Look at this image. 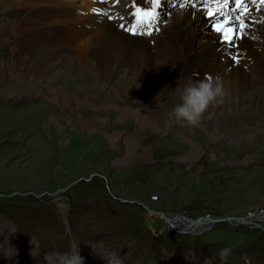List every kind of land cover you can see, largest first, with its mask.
<instances>
[{
	"label": "rangeland",
	"instance_id": "obj_1",
	"mask_svg": "<svg viewBox=\"0 0 264 264\" xmlns=\"http://www.w3.org/2000/svg\"><path fill=\"white\" fill-rule=\"evenodd\" d=\"M10 1L0 0V242L19 247L9 250L10 260L46 264L45 253L75 248L85 264H107L99 254L113 251L124 264H222L220 250L231 247L226 264H264V129H257L264 124V96L258 94L264 87L242 98L240 108L250 106L248 112L226 114L234 100L210 107L198 127L171 115L164 132L151 123L135 147H148L152 155L130 161L125 142L112 138L116 131L138 132L134 116L117 119L89 106L86 116L99 119L85 129L71 123L74 111L65 114L38 95L39 87L28 90L29 80L42 81L41 73L35 77L23 64L32 50L16 45L12 29L28 14L5 5ZM212 23L203 32L210 33ZM42 32L36 35L44 38ZM50 43L42 51L55 61L42 59L49 71L41 87L51 90L59 82L79 96L82 81L71 69L62 75L57 45ZM237 53L234 46L219 57ZM112 68L114 79L122 76L124 67ZM197 72L196 78L208 77ZM99 84L95 90L113 94ZM239 111L249 117L243 133L236 126L229 136L219 133L217 127L225 128L224 120ZM202 220L206 225L197 226Z\"/></svg>",
	"mask_w": 264,
	"mask_h": 264
},
{
	"label": "bare ground",
	"instance_id": "obj_2",
	"mask_svg": "<svg viewBox=\"0 0 264 264\" xmlns=\"http://www.w3.org/2000/svg\"><path fill=\"white\" fill-rule=\"evenodd\" d=\"M11 1L5 5L15 10L24 9L27 11L25 14H28L23 20L13 21V35L17 36L14 42L19 47L30 45L32 51L26 57L28 61H23V64L31 66L35 77L41 73L42 78L40 83L35 79L29 80L28 90L39 87L38 95L61 106L65 114L74 111L71 115V123L82 124L85 129L93 130L92 127H95V122L99 119L97 115L90 119L86 116L89 106L95 107L96 109L93 108L95 111L104 110L107 114L112 111L117 119L129 114L134 116V127L139 131L125 132V134L116 131L115 137L112 138L114 141L117 139L125 142L126 158L130 161L149 160L151 150L143 147L140 151L135 144L139 142L141 135L147 133V127L151 123H155L163 132L167 130L168 116L179 102L174 89L175 81L180 77L181 83L185 79H191L189 74L198 73L197 71L213 78L219 77L226 92L223 103L236 100V106L226 110V114H233L235 109L248 112L250 106L245 105L240 108L242 98L256 87L261 85L264 87V3H259L252 9L251 14L240 19L238 25L243 22V26L240 27V39L235 45L239 52L235 57L240 59L234 62L233 56L219 57L220 54L224 55L234 47H230L225 41L220 42L214 28L210 33L203 32L209 28L211 22L215 21L214 18L211 21V17L206 16L203 10L187 7L184 10L171 12L167 17L163 15L164 20L160 24L159 32L150 38H145L131 35L125 28H120L122 22L105 9L103 0ZM125 5L126 2L122 0V4L116 7V10L124 11ZM93 9L98 11L94 12ZM167 11L162 9V12ZM105 12L107 14H104ZM111 16H114V20H110ZM132 19L133 17L129 16L124 21ZM38 29H42L44 38L36 35ZM4 31L6 28L2 32ZM245 32H247L246 36L243 35ZM50 34L54 36L51 37ZM50 42L57 45L54 49L61 57L62 75L69 74L71 69L82 81L80 88L83 93L79 96H73L69 89L59 82L56 83L57 88L51 90L41 87L46 85L45 80L49 71L43 70L42 59L49 64L55 61L45 57L42 51L46 44H51ZM74 64H78V68L73 67ZM113 66L117 67L116 70L124 67L123 71L118 69L122 76L113 78ZM191 80L194 82L193 79ZM41 82H44V85ZM98 82L100 88L111 89L113 94L95 90ZM85 90L87 93H84ZM258 94L264 96V90L262 89ZM139 102L140 104L143 102L144 105L140 106ZM260 103L264 108V104ZM209 112L211 113L210 109L206 113ZM261 112L258 111L257 114ZM248 118L239 111L237 116L224 120L225 128L217 127V129L224 136H229V128L233 126L238 127V131L243 133ZM214 121L211 123L212 129L218 126ZM260 127L264 129V124L257 126V129ZM209 133L212 139L217 136L215 132ZM197 146L191 148V151L196 152ZM189 156L195 160V154L190 153ZM205 222L202 220L196 225L205 226ZM7 227L8 232L11 233L9 225ZM2 252L7 256L6 248ZM5 264H9V261Z\"/></svg>",
	"mask_w": 264,
	"mask_h": 264
},
{
	"label": "clouds",
	"instance_id": "obj_3",
	"mask_svg": "<svg viewBox=\"0 0 264 264\" xmlns=\"http://www.w3.org/2000/svg\"><path fill=\"white\" fill-rule=\"evenodd\" d=\"M181 79L180 77L175 81L176 87L174 91L178 96L179 102L172 109L170 118L189 127H198L202 117L210 107L223 103L226 96L223 83L219 77L213 78L211 76L199 82L185 79L181 83ZM93 250L97 253L94 248ZM232 253L233 249L231 247H224L220 250L218 255L222 264H226ZM99 255L107 260V264H124L125 258L115 251L108 255ZM44 260L46 264H85L80 250L75 248L64 252L52 251L45 253Z\"/></svg>",
	"mask_w": 264,
	"mask_h": 264
},
{
	"label": "snow or ice",
	"instance_id": "obj_4",
	"mask_svg": "<svg viewBox=\"0 0 264 264\" xmlns=\"http://www.w3.org/2000/svg\"><path fill=\"white\" fill-rule=\"evenodd\" d=\"M145 2V0H131L132 6L134 8L133 11V17L136 18V13H140V30H132V34L139 35L144 34V31L147 28L152 27L156 21L158 20V17L160 15V12L157 11V9H162L164 4L162 3V0H147L148 7L143 8L141 5ZM171 2V0H164V3ZM192 0H184V4L191 3ZM238 3H243L244 0H237ZM261 3H264V0H260ZM115 3H119V0H115ZM184 4H181L183 7ZM94 12L98 11L97 9H93ZM104 14H107L106 12ZM111 18V17H109ZM224 25H228L227 27H224ZM243 26V22H241L239 25L236 24L235 21H232L229 23L227 19L223 21H217L213 24V28L215 31H217L221 39L229 44L230 47H234L236 45V42L238 39H240V27ZM122 28H124V25H121ZM128 31V29H125ZM150 34V33H149ZM244 36L247 35V32L243 33ZM233 61H236V57H232Z\"/></svg>",
	"mask_w": 264,
	"mask_h": 264
},
{
	"label": "water",
	"instance_id": "obj_5",
	"mask_svg": "<svg viewBox=\"0 0 264 264\" xmlns=\"http://www.w3.org/2000/svg\"><path fill=\"white\" fill-rule=\"evenodd\" d=\"M202 218H200L199 220H201ZM208 219V218H207ZM217 220H221V219H218V218H216V219H213V218H211V221H217ZM239 221H243L242 219L241 220H239Z\"/></svg>",
	"mask_w": 264,
	"mask_h": 264
}]
</instances>
